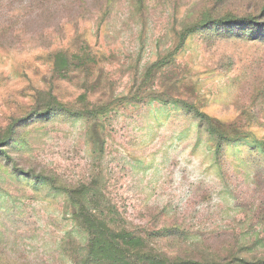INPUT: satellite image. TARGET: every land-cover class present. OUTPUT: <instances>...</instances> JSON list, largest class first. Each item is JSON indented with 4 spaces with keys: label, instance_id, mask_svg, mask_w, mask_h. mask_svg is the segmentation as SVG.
Here are the masks:
<instances>
[{
    "label": "rangeland",
    "instance_id": "obj_1",
    "mask_svg": "<svg viewBox=\"0 0 264 264\" xmlns=\"http://www.w3.org/2000/svg\"><path fill=\"white\" fill-rule=\"evenodd\" d=\"M0 264H264V0H0Z\"/></svg>",
    "mask_w": 264,
    "mask_h": 264
}]
</instances>
